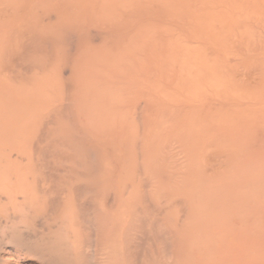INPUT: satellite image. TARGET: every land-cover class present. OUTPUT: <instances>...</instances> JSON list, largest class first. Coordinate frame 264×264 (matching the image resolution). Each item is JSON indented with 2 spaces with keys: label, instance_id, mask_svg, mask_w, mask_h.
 Segmentation results:
<instances>
[{
  "label": "bare ground",
  "instance_id": "obj_1",
  "mask_svg": "<svg viewBox=\"0 0 264 264\" xmlns=\"http://www.w3.org/2000/svg\"><path fill=\"white\" fill-rule=\"evenodd\" d=\"M0 264H264V0H0Z\"/></svg>",
  "mask_w": 264,
  "mask_h": 264
}]
</instances>
